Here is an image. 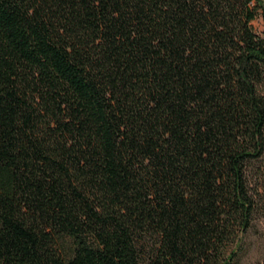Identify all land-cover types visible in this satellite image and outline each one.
Wrapping results in <instances>:
<instances>
[{"label": "trees", "instance_id": "obj_1", "mask_svg": "<svg viewBox=\"0 0 264 264\" xmlns=\"http://www.w3.org/2000/svg\"><path fill=\"white\" fill-rule=\"evenodd\" d=\"M262 0H0V264H264Z\"/></svg>", "mask_w": 264, "mask_h": 264}, {"label": "rangeland", "instance_id": "obj_2", "mask_svg": "<svg viewBox=\"0 0 264 264\" xmlns=\"http://www.w3.org/2000/svg\"><path fill=\"white\" fill-rule=\"evenodd\" d=\"M263 4H264V0ZM252 30L255 34L261 36L263 34L264 28H263V21L261 14L257 16V18L251 23Z\"/></svg>", "mask_w": 264, "mask_h": 264}]
</instances>
